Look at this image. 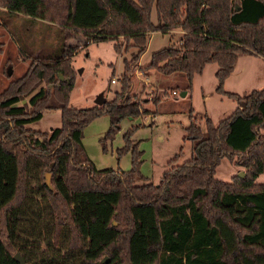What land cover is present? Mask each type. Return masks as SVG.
Instances as JSON below:
<instances>
[{
    "label": "trees",
    "instance_id": "1",
    "mask_svg": "<svg viewBox=\"0 0 264 264\" xmlns=\"http://www.w3.org/2000/svg\"><path fill=\"white\" fill-rule=\"evenodd\" d=\"M0 7L61 34L55 54L35 56L0 89V264H19L14 251L25 264H264V181L255 179L264 171V80L244 93L223 87L237 52L264 58V0H0ZM174 28L177 44L152 50L145 67L183 72L188 88L213 62L214 91L238 104L215 123L204 113L203 128L189 109L182 138L190 155L177 163L179 147L155 183L135 182L143 177L131 138L138 122L115 147L116 157L130 153L129 167L96 168L82 127L107 114L103 149L122 117L146 112L130 92L133 66L150 32ZM77 33L84 42L109 39L115 52L135 48L121 58L112 97L79 107L68 101L76 49L68 38ZM35 87L27 108L15 103ZM44 108L59 110V125L26 126ZM221 156L243 174L214 176Z\"/></svg>",
    "mask_w": 264,
    "mask_h": 264
},
{
    "label": "rangeland",
    "instance_id": "2",
    "mask_svg": "<svg viewBox=\"0 0 264 264\" xmlns=\"http://www.w3.org/2000/svg\"><path fill=\"white\" fill-rule=\"evenodd\" d=\"M7 14L8 12L0 7V89L10 78L22 74L32 58L35 56L43 57L45 47L50 51L49 53L55 54L60 46L61 38L55 25H49L46 22L41 24L38 22L36 24L30 23L34 19L22 22L20 17L11 18ZM27 19L29 18L27 17ZM180 34L181 31L176 28L164 33L150 32L145 49L138 57L140 64H138L137 59L133 66L130 92H135L141 98H146L145 100L142 99L141 102L142 107L146 109L145 113L137 114L131 118L122 117L119 121V128L114 131L113 137L104 140L103 149L99 137L108 126L109 118L107 115L100 113L82 127L83 150L96 167L115 166L118 164L117 160L120 162V159H122L121 162L125 160L126 164L128 162L126 168L129 167L130 156L125 154L127 151L115 157V147L116 145L119 146L122 140V131L131 123L138 122L139 125L132 130L131 137L133 135L134 139H139L137 147L142 149L143 160L141 161V169L139 164V169L140 172L151 175L155 183L163 168L167 167V158L178 152L179 147L181 152L176 159L177 163L190 155L191 142L186 137L182 138L184 125L188 122L186 114L189 109L193 110L198 125L203 128L204 113L215 123L219 118L228 114L235 104H238L236 100L214 91L216 80L213 71L216 64L213 62H206L199 73H193L190 80L191 86L188 88L183 72L173 71L163 74L153 67H145L152 50L164 45H176ZM13 35L17 37V43L23 42V49L21 47L14 48ZM68 40L76 44V49L78 48L76 54L70 59L75 74L68 101L79 107L94 103L93 100L99 92H103L101 94L103 99L112 97L113 90L118 87V83H110L107 87V80L111 76L112 68L107 63L112 62L114 74L118 72L120 66L119 59L111 47V40L95 39L94 42L86 44L85 47L79 46L84 40L80 33L69 37ZM34 48H37L36 52L32 50ZM134 49L133 46L129 45L126 50L123 48L119 50V53L129 58V52ZM233 63L232 71L223 79L225 89L244 93L252 87L262 85L264 58L255 54L237 52ZM135 71H138L139 74L146 71L149 76L140 83L135 77ZM36 89L37 87L26 94H22L15 103L25 104L27 108L29 104L26 103V100ZM183 90L185 93L181 95L180 92ZM153 96L157 97V102L151 100ZM232 103L234 105H231ZM59 123V110L57 108H44L41 116L27 122L26 126L48 131ZM214 167V176L219 179L229 180L231 175L237 173V170L244 172L243 167L229 162L225 156H221ZM46 174L49 175V172L46 171L45 176ZM48 175L45 180L48 179ZM255 179L264 181V171L259 172ZM102 257L105 258V254Z\"/></svg>",
    "mask_w": 264,
    "mask_h": 264
},
{
    "label": "crops",
    "instance_id": "3",
    "mask_svg": "<svg viewBox=\"0 0 264 264\" xmlns=\"http://www.w3.org/2000/svg\"><path fill=\"white\" fill-rule=\"evenodd\" d=\"M14 15V16H13ZM7 16L8 17H20V19H21V21L22 22H24V21H28V20H30V19H27V17L26 16H19V14H17V13H12V12H8V14H7ZM33 22H30V23H35L36 24V22H38V23H45L44 21H40V20H32ZM47 24V23H46ZM49 24V23H48ZM49 25H52V24H49ZM12 30H13V28H11ZM55 29V28H54ZM59 36H60V34H59ZM12 38L14 39V48L15 49H17L18 47H21L22 49H23V46H22V44H23V42L22 41H19V42H22V43H17L18 42V39H17V37L15 36V35H13L12 36ZM95 40V39H94ZM94 40H89V41H87V42H84L83 41V43H81L79 46H81V45H83V47H85V45L86 44H88V43H90V42H94ZM111 43H112V41H111ZM32 50H34L35 52L37 51V48H34V49H32ZM45 54H48L50 51L48 50V49H46V47H45ZM77 50H78V48L77 49H75V51L72 53V55L70 56V59H72V57H73V55L74 54H76V52H77ZM115 54H116V56L118 57V59H119V66H120V69L118 70V72H115V74H113V76L111 77V78H113L114 77V79H113V81H108V83H107V87H109V85H110V83H113V82H116V75L118 74V73H120L121 72V70H122V66H121V58L124 56L123 54H121V53H119V52H115ZM139 57H140V55H139ZM110 63H112V62H109V63H107L108 65L110 64ZM138 64H140L139 63V58H138ZM137 64V65H138ZM110 66V65H109ZM113 66V65H112ZM111 66V67H112ZM114 67V66H113ZM135 77H136V79L138 80V82H140V83H142V82H144V79H146L147 78V76H149L148 75V72H146V71H144V73H142V74H139L138 73V71H135ZM117 83V82H116ZM118 88V87H117ZM116 88V89H117ZM163 90H165V89H163ZM173 91V90H172ZM103 92H101V94H102ZM183 93H185V90H183ZM144 100L146 99V98H143ZM231 105H234L233 103L231 104ZM233 108V107H232ZM231 108V109H232ZM150 113H152V112H150ZM191 113H194L193 112V110H192V112ZM107 115V114H106ZM154 115V114H153ZM186 116H187V114H186ZM188 117V116H187ZM212 120V119H211ZM144 125V124H143ZM101 135V134H100ZM133 140H136V139H134V136L132 135V137H131ZM138 140L139 139H137V142H138ZM122 140H121V142H120V144L119 145H121L122 144ZM116 146H118V145H116ZM139 148V147H138ZM140 150H141V152H142V149L140 148ZM125 154H127V155H129L130 156V154L127 152V153H125ZM115 157H116V155H115ZM121 160L122 159H120V162H118V160H117V163L118 164H116L115 166H109V167H112V168H119V169H124V168H126L127 166H128V162H127V164L125 163V160H124V162L122 161L121 162ZM143 160V158H142V153H141V155H140V169H141V165H142V163H141V161ZM94 164V163H93ZM95 166V165H94ZM96 167V166H95ZM96 168H98V167H96ZM141 174H142V178H138V177H136L135 178V182H145V181H149V182H151V180L153 179V178H151V175H147V174H145V173H142L141 172ZM160 175V174H159ZM159 177V176H158ZM153 181V180H152ZM154 182V181H153Z\"/></svg>",
    "mask_w": 264,
    "mask_h": 264
},
{
    "label": "water",
    "instance_id": "4",
    "mask_svg": "<svg viewBox=\"0 0 264 264\" xmlns=\"http://www.w3.org/2000/svg\"><path fill=\"white\" fill-rule=\"evenodd\" d=\"M235 8H237V7H235ZM180 94L182 95L183 91H181ZM102 100H103V98H101V92H99L97 94L96 98L93 101H94V103H96V102L97 103H101ZM239 104L242 105L243 102L241 101ZM236 174L241 176L243 174V171L242 170H237ZM47 175L48 174H46V178H47ZM12 256H13V259H15V260H17L19 262V264H25L23 258L21 257V255L17 251H14Z\"/></svg>",
    "mask_w": 264,
    "mask_h": 264
},
{
    "label": "built area",
    "instance_id": "5",
    "mask_svg": "<svg viewBox=\"0 0 264 264\" xmlns=\"http://www.w3.org/2000/svg\"><path fill=\"white\" fill-rule=\"evenodd\" d=\"M114 77L113 78H110V81H113ZM173 92V91H172Z\"/></svg>",
    "mask_w": 264,
    "mask_h": 264
}]
</instances>
